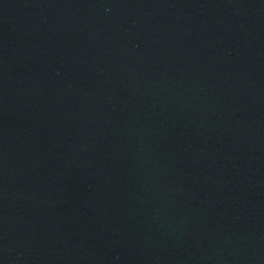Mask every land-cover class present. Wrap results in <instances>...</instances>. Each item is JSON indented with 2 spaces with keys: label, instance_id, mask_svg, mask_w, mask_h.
<instances>
[{
  "label": "water",
  "instance_id": "95a60500",
  "mask_svg": "<svg viewBox=\"0 0 264 264\" xmlns=\"http://www.w3.org/2000/svg\"><path fill=\"white\" fill-rule=\"evenodd\" d=\"M0 264H264V0H0Z\"/></svg>",
  "mask_w": 264,
  "mask_h": 264
}]
</instances>
